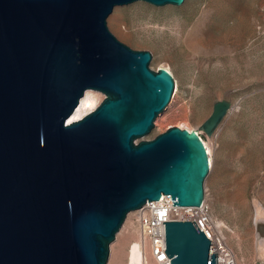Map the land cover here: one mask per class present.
Masks as SVG:
<instances>
[{"label":"water","instance_id":"95a60500","mask_svg":"<svg viewBox=\"0 0 264 264\" xmlns=\"http://www.w3.org/2000/svg\"><path fill=\"white\" fill-rule=\"evenodd\" d=\"M133 1L0 0V264H107L130 211L162 193L204 200L201 134L172 125L145 138L175 77L110 29L114 7ZM90 88L106 96L70 120ZM230 108L215 101L203 128ZM164 222L172 264H232L195 220Z\"/></svg>","mask_w":264,"mask_h":264},{"label":"rangeland","instance_id":"374dc122","mask_svg":"<svg viewBox=\"0 0 264 264\" xmlns=\"http://www.w3.org/2000/svg\"><path fill=\"white\" fill-rule=\"evenodd\" d=\"M118 12L130 35L111 25L110 17ZM112 15L108 24L120 40L151 50L150 66L168 64L175 75L173 96L145 138L172 125L190 126L201 134L214 162L206 179L212 213L224 222L241 264H264L263 239L255 227L256 203L264 205V0H186L185 5L159 6L136 0L115 7ZM195 28L203 29L206 50L184 41ZM227 94L231 108L208 133L203 122L215 101ZM239 193L248 210L236 200ZM133 241L139 242L135 211L112 241L107 264H127ZM148 256L149 264H157Z\"/></svg>","mask_w":264,"mask_h":264},{"label":"built area","instance_id":"2783aa9c","mask_svg":"<svg viewBox=\"0 0 264 264\" xmlns=\"http://www.w3.org/2000/svg\"><path fill=\"white\" fill-rule=\"evenodd\" d=\"M205 197L199 205L175 204L170 193L160 198L147 200L135 210L141 252L149 254L157 264H172L167 254L166 222L164 220H195L213 243H220L228 253L232 264H241L230 245L224 224H220L212 213L211 204Z\"/></svg>","mask_w":264,"mask_h":264},{"label":"bare ground","instance_id":"6f19581e","mask_svg":"<svg viewBox=\"0 0 264 264\" xmlns=\"http://www.w3.org/2000/svg\"><path fill=\"white\" fill-rule=\"evenodd\" d=\"M147 2H149V1H147ZM150 3H152V2H150ZM152 4L159 6L158 4H155V3H152ZM185 4H186V0L183 3L177 4V5H185ZM117 6H119V5H116L115 7H117ZM115 7H114V9H115ZM114 9H113V11H114ZM113 11L110 13L108 18L112 15ZM122 17H123V14H121L119 12L115 13L110 17V23H111V25L115 26L117 28V30H119L121 33L126 34V35H130L131 32L128 29L127 30L123 29V27H122V22H123ZM175 30L176 31L178 30L177 27ZM184 33H185V31H184ZM204 35H205V33H204L202 28H195V31L193 33L188 32L184 36V41L187 43V45L189 47H191L193 49L206 50L207 48H206V42L204 40ZM163 67H166L167 69H169L173 73V71L171 70V68L168 64L164 65ZM173 75H174V73H173ZM174 77H175V75H174ZM103 93L99 92L96 89H92V88L87 89L85 94L82 96L78 107L76 108V110L71 115L70 120L79 119V118L83 117L85 114H87L88 112H90L91 110H93L102 101V99H104L105 95ZM226 97H229V95L227 94ZM180 126H182V125H180ZM182 127H184V126H182ZM186 127L189 128L190 130H193V128L190 126H186ZM203 141H204V143L207 147V150L209 152V157H210V161H211V170H210V172H211L213 167H214V162H213V158H212V150H211V147L209 146V144L204 139H203ZM205 189L207 190L206 183H205ZM235 198H236V200H238L239 204L242 205L244 210L245 209L248 210V202L246 199H244L241 196V193L237 194L235 196ZM134 211L135 210H132L128 213L127 218L125 219L123 226L121 227L122 229L125 227V225L127 224V221H129V216ZM217 220L220 224H222V225L224 224V222L219 220L218 218H217ZM255 227H256V234L258 235V237H261L263 239V246L262 247L264 248V205L260 202L256 203ZM238 239H239L240 246H242V244H243L242 235H239ZM149 260L150 259H149L148 254L146 255L144 252H141L140 242L133 241L130 243L129 250H128V256H127V264H149Z\"/></svg>","mask_w":264,"mask_h":264}]
</instances>
